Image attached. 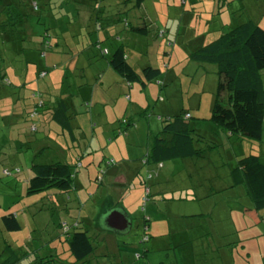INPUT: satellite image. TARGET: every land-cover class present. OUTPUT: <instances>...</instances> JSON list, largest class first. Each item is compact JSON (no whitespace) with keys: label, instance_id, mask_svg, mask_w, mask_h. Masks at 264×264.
Returning a JSON list of instances; mask_svg holds the SVG:
<instances>
[{"label":"rangeland","instance_id":"obj_1","mask_svg":"<svg viewBox=\"0 0 264 264\" xmlns=\"http://www.w3.org/2000/svg\"><path fill=\"white\" fill-rule=\"evenodd\" d=\"M157 1L148 3V16L151 19L154 16L160 28V37L154 40L158 47L163 46L164 57L162 61L158 59L156 45L144 57L155 58L152 64L164 63L166 69L160 84L156 81L145 89L139 83L121 87L108 80L87 84L85 78H80L83 67L75 70L67 63V57H71L66 55L70 53L67 47L62 46L61 50L66 52L60 54H57L60 50L53 51L49 43L43 50L39 48L45 29L50 27L51 34L60 32L59 8L55 10L57 21L31 20L33 27L29 30H33L36 47L28 42L21 47L29 51L15 53V47L7 39L0 44V68L7 75L3 78L4 73H0V209L31 204L29 212L19 218L20 231L6 230L0 219V263L11 256L9 249L27 251L33 245L49 246L50 250L44 249L42 253L55 252L57 256L41 258L35 254L36 263H25L34 256L30 254L27 258L20 257L18 264L74 262L66 231L72 230L76 223L86 231V220L95 210L98 213L99 209L112 208L108 197L115 200L117 195L106 173L124 169L141 171L133 182L126 181L124 194L120 196L123 198L118 200L133 217L132 231L128 235H117L118 247L109 253L101 250L103 231L95 223L90 239L96 249L85 264H264V209L259 211L261 221L255 223L244 213V207L253 205L239 186L227 192L217 188L228 185L231 177L228 171L232 165L236 166L237 159L258 154L264 164V131L262 143L240 140L237 135L227 136V132L208 121L218 84L217 71L213 66H199L189 58L204 41L216 39L233 25L252 20L264 27V0H174L176 7L170 8L166 7L168 3L158 7ZM29 3L38 4V1ZM91 13L90 8H83L82 22L87 24ZM68 17L64 18L67 23ZM150 20L145 13L137 12L138 25L146 21L150 29L155 28H151ZM77 39L81 41V36ZM50 40L45 39V42ZM42 52L45 54L41 56ZM25 55L31 57L32 64L26 66ZM41 70L45 74H40ZM51 93H56L58 99L63 95L65 106L72 104L69 110L75 118L71 123L79 129L77 133L73 129L74 139H71L70 128L61 129L51 118L60 108L59 100L54 106L48 103ZM112 96L115 110L111 106ZM159 97L164 100L162 103L156 102ZM164 110L171 117L188 112L190 117L185 119L190 129L203 137L201 141H210L211 149L205 153L199 151L194 164H183V159H175L165 162L166 167L162 169L163 164L149 161L153 138L161 132L162 119H167ZM103 115L107 116V123ZM13 116L18 122L12 125ZM125 119L130 125L124 124ZM82 135L90 137L84 145L79 143ZM59 162L72 168V189L67 192L49 189L28 195L24 174L28 175L34 164ZM206 170L210 174L207 178ZM17 178L21 180L16 185ZM199 209L204 215L198 216L202 217L198 218L202 222L185 217L196 214ZM12 211L6 213L13 214ZM168 213L175 214L176 219ZM145 220L147 228L143 224ZM194 222L202 224L203 228L207 226L216 247L203 245L205 240L202 242L201 237L206 231L193 229Z\"/></svg>","mask_w":264,"mask_h":264},{"label":"trees","instance_id":"obj_2","mask_svg":"<svg viewBox=\"0 0 264 264\" xmlns=\"http://www.w3.org/2000/svg\"><path fill=\"white\" fill-rule=\"evenodd\" d=\"M29 1L0 0V18L2 19L0 21V44H4L7 39L8 43L15 47V53L20 50L29 51V49L21 47L25 43L29 42L35 46L33 30H29L33 27L31 20L37 18V21H40L45 18L57 21L55 10L58 11L59 8L60 32L51 34L50 27L45 29L42 42L39 45L36 44L42 50L47 43L53 51L60 50L57 54L64 52L61 50L62 46L67 47L70 53L66 55H70L72 58L78 57V60L87 63L94 61L95 65L99 64L98 58H105L114 72L129 84L139 83L143 89L150 83L158 82L164 75L163 68H154L150 65L142 71H137L127 58L126 45L116 42L115 30L119 24L125 25L128 34L150 35L151 38H158L159 26H157L154 16L153 19L148 16L149 12L147 17L149 20L151 19V28L155 27L152 28L153 30L149 28V22L144 21L142 25H138L128 19L129 10L140 9L143 6H147L148 10V3L151 0H124L120 4H116L115 0H37L38 4L32 3V5ZM109 1H113L114 4L111 10ZM224 1L222 0V2ZM160 2H164V0H158L155 5L162 6V4H157ZM175 3L174 0L173 2L166 0L163 4L164 7L167 4L166 7L170 8L171 6L176 7ZM80 6L92 9L91 24L93 29L89 30L80 24ZM67 15L70 16L68 23L64 20ZM172 18L176 20L175 15ZM110 29L114 33L107 31ZM223 32L216 39H211L209 42L204 41V45L189 56L192 61L200 64L199 66H213L217 71L218 84L208 121L213 122L227 134L237 135L240 140L262 143L264 131V27L249 20L246 23L233 25L227 32ZM99 33H103V40L100 39ZM152 33L155 35L153 36ZM78 35L81 36V41L77 39ZM62 37H64L63 40ZM44 38L51 40L45 42ZM67 40L69 43L64 45L63 43ZM71 42L73 45H70ZM44 54L45 52H42L40 55ZM24 60L26 66L32 64L29 55H25ZM0 72L2 71L0 70ZM39 73L45 74L42 70ZM2 77L6 78L7 75L3 74ZM59 100L64 104V99L60 98ZM64 107L62 110L58 108L57 113L52 115L53 118H56L59 111L68 113V108L65 105ZM185 112L163 119L164 127L154 138L149 161L162 165L170 160L194 158L199 151H202L196 145L199 142H204L200 140L203 137L195 135L194 131L190 129L188 121L185 119L190 117V114ZM58 119L60 123V118ZM123 121L124 124L130 125V121L126 119ZM36 130L38 129L36 128ZM209 142L208 140L204 142L206 149H211ZM33 168L35 174L29 182V195L39 194L49 189L63 192L72 189L74 180L70 165L60 162L34 164ZM231 178L235 186L243 185L246 188L252 201L253 207H244V213L250 216L254 222H260L259 211L264 209V164L260 156L249 154L240 158L236 167L231 170ZM1 221L5 229L10 232L22 229L21 223L14 214L4 216ZM144 226L147 228V220H145ZM66 236L69 252L76 260L73 264H85L86 260L94 253V245L89 233L82 230L77 223L73 225L72 230L66 231ZM17 260V255L12 252L9 259L0 264H17L20 259ZM58 262L66 263L60 260Z\"/></svg>","mask_w":264,"mask_h":264},{"label":"crops","instance_id":"obj_3","mask_svg":"<svg viewBox=\"0 0 264 264\" xmlns=\"http://www.w3.org/2000/svg\"><path fill=\"white\" fill-rule=\"evenodd\" d=\"M124 0H115V2H116V4L118 3V4H120L121 2H123ZM113 1H109V5H110V10H111V7L114 5L113 3H112ZM157 4H162V6H164V4L163 3H157ZM131 7V6H130ZM129 7V8H130ZM146 7L147 6H143V7H141L140 9H131V10H129V13H128V19H130L133 23H135V24H138L137 22H135L136 21V15H137V12H140L141 14L143 13H145L146 14V16H147V14H148V10L146 9ZM83 8H89V7H86V6H80V18H79V21H80V24L83 26V24L85 23V26H83V27H85V28H87V29H89V30H91V29H93V25L91 24V21L93 20V13H91V17H90V20H89V22L86 24V22H82V19H81V17H82V15H81V13H82V10H83ZM108 8V7H107ZM91 9V8H90ZM92 10V9H91ZM158 26V25H157ZM125 25H122V24H119L117 27H116V30H115V32H116V42L117 43H124L125 45H126V48H127V53H128V55H127V58H128V60L130 61V63L133 65V67L137 70V71H142L145 67H147V66H153L154 68H163V69H166V67L164 66V63L160 66H154L153 64H152V60H154V59H146L144 56L146 55V54H148L149 52H150V50L151 51H153V46H155L156 45V40H154V39H157V37H155V38H151V36L150 35H148V36H139V35H135V34H128L127 33V31L125 30ZM158 28V27H157ZM158 29H160V28H158ZM107 31H109V32H113L114 33V31H112V29H110V30H107ZM99 36H100V39L101 40H103L104 39V35H103V33H99ZM164 38V37H163ZM115 41V40H114ZM155 41V42H154ZM115 42V43H116ZM208 42V41H207ZM156 49H157V51H158V59L159 60H161L162 61V58L164 57L163 56V50H164V48H163V46H159L158 47V44L156 45V47H155ZM144 59H146V60H144ZM66 61H67V63H69L71 66H72V68H74L75 70L76 69H78L79 70V67H83V68H81V73H80V78H82V79H86L87 80V84L89 83V84H97L98 83V81L100 80V82H108V81H110V82H108V83H110V84H117L118 86H121V87H123V85L124 86H126V85H130L124 78H122L120 75H118L116 72H114L111 68H110V66H109V64L106 62V60H105V58L103 59L102 57H100V58H98V60H97V62H99V64L98 65H95L94 64V61H91V62H89V63H87V62H84V61H80V60H78V57H67V59H66ZM0 70L2 71V72H0V73H4L5 74V71L3 70V68H0ZM100 74V75H99ZM108 80V81H107ZM159 83L161 82L160 81V79H159V81H158ZM159 85V84H158ZM74 86H76V85H74ZM88 86H90V85H88ZM73 93H75V91L73 92ZM59 97L57 96V94L56 93H51V94H49V97H48V103L49 104H53V106H54V104H55V102H56V100L58 101L59 99H58ZM60 98H62V99H64V97H63V95L62 96H60ZM65 98H67V95H65ZM83 100H85V99H83ZM86 101V100H85ZM108 101V100H107ZM164 100L163 99H161V97H159L158 98V100L156 101L157 103L158 102H163ZM59 102H60V108H65L64 107V104L62 103V101H60L59 100ZM71 105L72 104H68V106H69V108H68V106H67V104H66V107L68 108V113H66V111L65 112H61L60 113V111H59V113L56 115V118H53V116H51V118L53 119V120H55L56 121V123L59 125V127H61V129H65V128H70L71 130H70V134H71V139H74L73 138V129L75 130V132L77 133V131L79 130V129H77L74 125L72 126V121L74 120V118H75V115L74 114H72V112L69 110L70 109V107H71ZM111 106H112V108H113V110H115L116 109V106H115V102H113V96H112V98H111ZM113 106H115V108L113 107ZM53 109H56V106L55 107H53ZM164 109V108H163ZM104 112L105 111H103L102 112V114H104ZM164 112L165 113H163V114H165L164 116H166V118H171V116L170 115H167L168 114V111H166V110H164ZM211 113V112H210ZM160 114V113H159ZM104 116V115H103ZM58 118H60V123H59V119ZM161 118V117H160ZM209 118V117H208ZM18 118H15L14 119V116H13V118H12V120H11V124L13 125V124H16L17 122H18V120H17ZM164 119V118H163ZM162 119V120H163ZM15 120H17V121H15ZM15 121V122H14ZM104 121H105V123H107L108 122V118H107V116H104ZM161 123H162V129H163V127H164V123H163V121H161ZM79 124V123H78ZM40 127H41V125H42V123H41V121H40ZM96 125V124H95ZM148 127H147V130H148V133H150L152 130H150L151 129V125L148 123V125H147ZM79 128H81V126H80V124H79ZM112 128V127H111ZM117 130H119V128H116ZM162 129H161V131H162ZM38 130H39V128H38ZM114 130V129H113ZM118 133H120V131H118ZM79 134V133H78ZM88 134V133H87ZM93 136H95V135H93ZM154 136V135H153ZM227 136H231L232 137V135H230V134H227ZM111 139V138H110ZM109 139V140H110ZM90 140V137H89V135L88 136H85V135H82L80 138H79V143L81 144V145H84V142H88ZM153 141H154V138H153ZM66 143L68 144V142L66 141ZM44 144V143H43ZM42 145V144H41ZM197 146V148L199 149V150H202L204 153L205 152H207L208 151V149H206V144L204 143V142H199L198 143V145H196ZM28 150V149H27ZM63 151L65 150V149H62ZM64 153L62 152L61 153V157L62 158H64ZM247 156V155H246ZM184 161H183V164H187V163H190V164H194V158H184L183 159ZM238 160L239 159H237V162H238ZM148 163H151V162H148ZM236 165H237V163H236ZM34 166V165H33ZM163 168L162 169H164L165 167H166V164L164 165L163 164V166H162ZM234 167V165H232V167H231V169H229V171H228V174L230 175L231 174V170H232V168ZM236 167V166H235ZM234 167V168H235ZM124 169H120V171L119 170H115V169H113V170H107V173H106V177H108V183H110L111 184V187H112V189H114L115 190V192H116V195H117V199H116V197H115V200H114V198H112V197H108L110 200V202H112V203H110V205L109 206H112V208L111 207H109L108 209H99L98 210V213H96L97 212V210H95L94 211V213H93V216L92 217H89V218H87V222H88V229L86 230L88 233H89V236H90V232L93 230L92 228H93V226H95V223H96V226H98L99 228H100V224H99V220H100V217L107 211V210H111V209H113V208H116V207H119V208H122V209H124L125 210V212L127 213V211H126V209L125 208H123L122 206H120V203H119V201L118 200H121V198H123V197H121L120 198V196H122L123 194H124V191H123V189L125 188L124 186H126L127 185V182L126 181H129V183L130 182H133L135 179L134 178H136V177H138V176H136V175H138V173H141V171L139 170L138 171V173L136 174L135 173V171L134 172H129V170L128 171H123ZM21 173L19 174V176L22 174V171H20ZM206 173L204 174V176L207 178V175H208V177L210 176V174H207L208 173V171L206 170L205 171ZM161 173V172H160ZM34 174H35V172H34V168H33V170L31 171L30 170V172L28 173V175H26V173L24 174V181H25V185L28 187L29 186V182H30V180L34 177ZM29 176V177H28ZM17 181H16V185L20 182V180H21V178H17L16 179ZM146 183V182H145ZM235 185L233 184V181H232V178L230 177V180L228 181V185H225V184H223V186H217V188H219L218 190H224L225 192H227V191H229L230 189H235ZM239 187H240V189H241V193H243V195L248 199L249 198V195H248V193H247V190H246V188L243 186V185H239ZM211 189V186L210 187H208L207 189H206V191L205 192H207V191H209ZM27 192V191H26ZM29 195V194H28ZM126 195V194H125ZM200 198H202L201 196H200ZM252 202V201H251ZM107 203V202H106ZM253 205V204H252ZM30 207H31V204H29V203H24L23 204V206L21 205V206H19V205H17V206H15L14 207V209H12V207H9L8 209L6 208H4V209H0V219H2L3 217H4V215L5 214H7L6 212H7V210H13L12 211V213L16 216V218L19 220V218L21 217V215L22 214H25L26 212H29V209H30ZM182 213H184V211H181ZM169 214V213H168ZM171 214V215H170ZM169 215H170V217H172V218H174V219H176V215L175 214H173V213H170ZM8 215V214H7ZM127 215H128V217H129V219L132 221V228H133V217L132 216H130L128 213H127ZM204 216L203 214H202V211L199 209V210H197V212H196V214H194V215H190V216H185V217H187V219L188 218H193V220L192 221H197V219L198 218H202V217H198V216ZM198 220H201V222H202V219H198ZM20 222V221H19ZM21 223V222H20ZM256 223V222H255ZM77 224V223H76ZM75 224V225H76ZM144 224V223H143ZM22 226V225H21ZM79 227H80V223H79ZM148 227V226H147ZM193 229H203L204 230V234L202 235V237L201 238H203V240H202V242L205 240V242L203 243V245L204 246H208V247H216L217 245H216V242H214V240L213 239H210V233H209V231H208V229L206 228V227H204L203 228V225L202 224H197V222H194L193 223ZM101 229V228H100ZM102 230V229H101ZM103 231V234H100V237H101V250H104V251H106V252H108V251H110L109 253H112V252H114V250L118 247V242H119V240H118V236H117V234H114V233H112V232H108V231H104V230H102ZM132 231V230H131ZM204 236H206V237H204ZM224 236H225V233H224ZM154 241L152 240V243H153ZM221 243V242H220ZM152 246H157L158 244H151ZM150 245V246H151ZM20 247L21 248H23V246L22 245H20ZM49 248V246L48 247H46V245L45 246H43L42 247V245H36V246H34L33 245V247L31 248L30 247V249H28L27 251L25 250H22V249H18V248H16L14 251H12L11 249H9V252H13V253H15L16 255H17V259L19 260L20 259V257L21 258H27V257H29V255L30 254H33L34 256L31 258V259H28V260H26V261H24L25 263H29V262H31V261H34V257H35V254L37 255V256H40L41 258H45V257H50V258H52V257H54V256H57V254L55 253V252H46L45 254H43L42 252H43V250L45 249V250H50V249H48ZM69 249V248H68ZM95 249H96V247H94V253H95ZM150 249H151V247H150ZM149 249V250H150ZM149 250H147V251H149ZM94 253L88 258V259H90L93 255H94ZM105 256H107V254H104ZM87 259V260H88ZM17 260V261H18ZM36 260V259H35ZM74 260H75V258H74ZM86 260V261H87ZM16 261V262H17ZM37 261H34V263H36ZM76 262V260L74 261V262H68L67 264H73V263H75ZM18 264V263H17ZM196 264H202V263H196Z\"/></svg>","mask_w":264,"mask_h":264},{"label":"water","instance_id":"obj_4","mask_svg":"<svg viewBox=\"0 0 264 264\" xmlns=\"http://www.w3.org/2000/svg\"><path fill=\"white\" fill-rule=\"evenodd\" d=\"M100 228L117 235H128L132 230V221L124 209L116 207L107 210L99 220Z\"/></svg>","mask_w":264,"mask_h":264}]
</instances>
